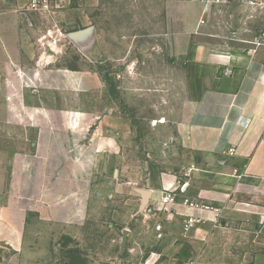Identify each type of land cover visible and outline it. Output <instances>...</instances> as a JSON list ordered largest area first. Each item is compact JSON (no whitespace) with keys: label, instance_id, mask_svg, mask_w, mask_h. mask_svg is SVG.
I'll return each mask as SVG.
<instances>
[{"label":"crops","instance_id":"obj_1","mask_svg":"<svg viewBox=\"0 0 264 264\" xmlns=\"http://www.w3.org/2000/svg\"><path fill=\"white\" fill-rule=\"evenodd\" d=\"M133 3L138 34L104 29L102 0H52L50 13L0 0L7 264L43 262L61 236L82 242L92 221L121 236L131 252L123 264H264V49L217 46L205 2ZM82 95L89 109L77 106ZM119 103L137 110L142 129ZM165 189L177 194L173 212L156 209ZM184 197L220 216L190 210ZM188 214L203 221L185 230Z\"/></svg>","mask_w":264,"mask_h":264},{"label":"rangeland","instance_id":"obj_2","mask_svg":"<svg viewBox=\"0 0 264 264\" xmlns=\"http://www.w3.org/2000/svg\"><path fill=\"white\" fill-rule=\"evenodd\" d=\"M103 10L109 18L107 19L109 24L102 22L104 29L114 30L122 32L123 27H130V32L138 34L140 32V25L138 24V8H127L128 2L137 0H102ZM166 0H163L165 2ZM197 2H205L211 5L209 10V17L207 18V25L210 28L212 34L215 35L213 41L219 43L217 46L222 48L230 47L240 48L242 51H248L260 47L264 49V0H199ZM87 10L90 11L88 6ZM130 11V12H129ZM123 14L130 15V23L122 22ZM154 30L153 25H148L147 31ZM166 30L163 25V31ZM149 37V36H147ZM147 47H151L155 41L147 38ZM161 41V40H159ZM137 44V42H136ZM159 44V47L166 48V42L163 39ZM136 58L139 57V53L136 50L134 53ZM73 60V57H68ZM137 60V59H136ZM189 57L180 58V75L189 63ZM138 62H135L133 67L137 68ZM104 70L108 82L115 84L114 78L110 74L113 70L110 61H103L100 66ZM143 67V66H142ZM114 91V90H112ZM115 96V94L113 93ZM116 98V96H115ZM79 99V98H78ZM77 99L78 102L86 109H89L92 105V99L89 95H82L81 99ZM70 106L74 107L76 104L71 99ZM119 106H124L119 103ZM145 109V113L151 112L150 107ZM124 109L129 112L130 115L135 117V122L139 123L140 128L143 126L140 124L141 119L137 117V110L134 107L124 106ZM165 121V120H162ZM165 157L170 158L169 154H165ZM113 239L112 234L108 233L104 228L99 226L98 222L92 221L86 225V231L84 233V240L79 242L71 236H61L56 242V247L53 248L52 253L47 257H44L43 262L39 264H92L95 259L106 261L112 260L114 264H123L128 261V257L131 254L128 246L124 245V241H121V236L116 235ZM13 249L0 242V264H7L12 260ZM26 258V257H23ZM108 258V259H107ZM107 259V260H106Z\"/></svg>","mask_w":264,"mask_h":264},{"label":"built area","instance_id":"obj_3","mask_svg":"<svg viewBox=\"0 0 264 264\" xmlns=\"http://www.w3.org/2000/svg\"><path fill=\"white\" fill-rule=\"evenodd\" d=\"M193 1H199V0H193ZM52 0H28V6L27 9L33 12L38 13H50L52 11ZM231 153L236 152L235 147L230 148ZM178 197L174 190L171 189H165L160 203L157 206V210L159 212H173L174 206L178 203ZM181 203L188 207L190 210L198 211V212H204V211H212L216 214V216H220L221 209L215 205L207 204L204 202H198L194 201L188 197H184L181 201ZM203 221V218L198 217L194 214H188L185 216L183 220V225L185 230H189L190 228L194 227L196 224L201 223ZM158 229H161V226L157 227Z\"/></svg>","mask_w":264,"mask_h":264}]
</instances>
